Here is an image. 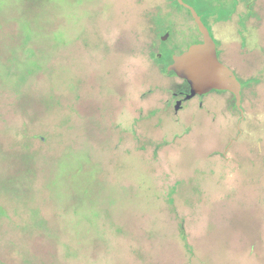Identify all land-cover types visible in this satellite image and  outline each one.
Listing matches in <instances>:
<instances>
[{
	"label": "rangeland",
	"instance_id": "obj_1",
	"mask_svg": "<svg viewBox=\"0 0 264 264\" xmlns=\"http://www.w3.org/2000/svg\"><path fill=\"white\" fill-rule=\"evenodd\" d=\"M183 1L253 108L228 164L231 96L162 107L153 40L164 68L202 40L177 0H0V264H264V0L242 37L237 0Z\"/></svg>",
	"mask_w": 264,
	"mask_h": 264
},
{
	"label": "flooded vegetation",
	"instance_id": "obj_2",
	"mask_svg": "<svg viewBox=\"0 0 264 264\" xmlns=\"http://www.w3.org/2000/svg\"><path fill=\"white\" fill-rule=\"evenodd\" d=\"M234 1H236V0H234ZM238 2H241V1L240 0L236 1L235 7H234V12L229 17L228 20L232 24L236 22L238 27L240 29L242 28V31L239 30V34L242 37L244 33L245 34L249 33L246 25H250V27H252V31H257L259 29V24H260V16L259 15L260 14H259V11L254 13L253 9L251 10V3L252 2L248 3V9L250 10L249 12H244V13L239 12L237 10V8L239 6ZM254 3L256 5H258V0H254ZM181 6L185 7L184 5H181ZM186 9L189 11V13H190V15H191V17H192V19H193V21L195 23L196 29L199 32L200 37L202 38V40L199 41L198 44L202 43L203 36L200 33V31L198 29V26H197V24H196V22H195V20H194V18L192 16L190 10L188 8H186ZM221 24L222 23L219 22V21H214V23H211V26H207V24H205L208 27V29H209L211 35L213 36L214 40H215V37L213 35V31L214 30L216 31L218 29V27L221 26ZM164 37H162V42H168L170 40L169 36H168L167 40H164L163 39ZM157 40H158V36L156 35L155 40H153L152 45H151V49L153 50V52L151 54V58L153 59V64H154L153 67L156 68L163 77L166 76V78H169V79H171V78L176 79L177 82L179 83L178 86H180V85L183 86V89H180L181 88L180 87L179 89H177V91L172 89L168 93V95L165 97V100L163 99L164 102H162V104H163L162 107L163 108H165L167 110H172L174 112V116H175L174 118L179 117V115L182 112H187V111L191 110L192 107L194 106L195 109L197 111L202 112V114L205 117H208V118H210L212 120L213 119L215 120L216 119L215 117L217 115V113L215 112V109L217 107H216V105L213 106L209 102V99H212L213 97H221L222 98V97H226L227 95L231 96V100L229 101V103L227 105H224L223 112L221 114H223L224 117L227 116V114L230 111V108L232 106H233V109L237 110L238 115H239V120H238V124H237L238 137L235 140H232L230 143H228V145L226 146V148H225L224 152L222 153L221 157H223V159H224L226 164L233 162V160H235L233 152H235V153L237 152L235 147L238 144V141L241 138H243L244 133H245V130L243 129V125L247 122L248 114L251 113V110L253 109V108L250 109V112H249V110H248V108L246 106V96H245V90H244L245 87L242 90V106H241L242 110H243L244 117L242 115L241 110L238 109L237 106H236V100H235L234 95L231 94L230 92H226V91H212V92H210L208 94H205V95H202V96L197 95L196 97H193L191 99H187V97L190 96V94H191L190 85L188 84V82L186 80L179 78L174 72H169L168 71V68L174 62V58L171 61V63L167 66V68L166 67L164 68V64L162 63L163 55L161 54V52L158 49V45L159 44H158ZM245 41L246 40H243V42H245ZM243 42H241V43L243 44ZM176 56H178V55H176ZM237 78L239 80V77H237ZM178 105H179V109L177 110V106ZM252 107H254V106H252Z\"/></svg>",
	"mask_w": 264,
	"mask_h": 264
},
{
	"label": "water",
	"instance_id": "obj_3",
	"mask_svg": "<svg viewBox=\"0 0 264 264\" xmlns=\"http://www.w3.org/2000/svg\"><path fill=\"white\" fill-rule=\"evenodd\" d=\"M181 5L188 8L203 36L202 43L192 45L188 51L174 57V62L168 68L179 78L188 82L191 87V94L187 99L197 95H205L212 91H226L234 95L236 106L241 110L242 115V90L243 85L235 73L224 65L218 55L217 43L205 25L201 16L191 6L178 0ZM168 34L163 38L168 39ZM179 105L177 106V110Z\"/></svg>",
	"mask_w": 264,
	"mask_h": 264
},
{
	"label": "trees",
	"instance_id": "obj_4",
	"mask_svg": "<svg viewBox=\"0 0 264 264\" xmlns=\"http://www.w3.org/2000/svg\"><path fill=\"white\" fill-rule=\"evenodd\" d=\"M161 109H163V108H161ZM161 112H162V111H161ZM162 113H163V112H162ZM46 141H47V140H46ZM171 202H172V205H173L174 200H171ZM180 237L184 240L186 248H189V252H190V254H192V253H193V249L190 247V245H189L188 242H187V237L185 236V230H184V226H183V225H181V229H180Z\"/></svg>",
	"mask_w": 264,
	"mask_h": 264
}]
</instances>
